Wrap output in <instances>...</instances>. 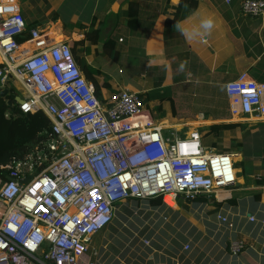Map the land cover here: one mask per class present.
Masks as SVG:
<instances>
[{
    "label": "crops",
    "instance_id": "crops-1",
    "mask_svg": "<svg viewBox=\"0 0 264 264\" xmlns=\"http://www.w3.org/2000/svg\"><path fill=\"white\" fill-rule=\"evenodd\" d=\"M14 1L26 27L69 43L93 78L105 81L113 62L127 68L122 88L145 93L151 105L171 97L174 113L170 106L158 123L168 134L198 130L204 140H221L233 157L236 179L228 189L118 202L83 260L264 264V117L232 114L225 92V83L241 75L264 83V16L245 14L244 0ZM207 20L211 28L204 27ZM21 48L35 47L24 41ZM10 82L18 91L15 99H23L22 85ZM3 180L0 175V185ZM233 242L243 245L237 253Z\"/></svg>",
    "mask_w": 264,
    "mask_h": 264
},
{
    "label": "built area",
    "instance_id": "built-area-1",
    "mask_svg": "<svg viewBox=\"0 0 264 264\" xmlns=\"http://www.w3.org/2000/svg\"><path fill=\"white\" fill-rule=\"evenodd\" d=\"M242 11L264 16V0H244ZM25 28L15 1L0 0V91L17 80L26 93L20 110H42L56 137L45 154L5 165L0 264H93L83 257L118 202L193 198L235 183L231 153L206 150L198 130L165 134L138 91L122 88L102 101L69 43L31 29L26 43L35 48L22 49L16 37ZM225 92L232 114L264 117L263 82L241 75L225 83ZM242 246L233 242V252Z\"/></svg>",
    "mask_w": 264,
    "mask_h": 264
},
{
    "label": "trees",
    "instance_id": "trees-1",
    "mask_svg": "<svg viewBox=\"0 0 264 264\" xmlns=\"http://www.w3.org/2000/svg\"><path fill=\"white\" fill-rule=\"evenodd\" d=\"M56 18L57 15H55ZM31 29V26H27L23 33L16 37V40L19 43L28 40L31 37ZM73 52L76 55V51L73 50ZM92 70V68L87 66L81 68L85 78L94 84L99 99L104 101V96L109 97L118 91V89L114 90L111 88V82L100 81L97 77L93 78L94 73H92ZM90 75H92V79H90ZM7 87L9 88L8 95L0 97V175H2V178L8 173L5 165L13 159H21L29 154L33 156L39 152L45 154L50 142L56 137L52 120L42 110L24 113L20 110L17 103H8V99L15 100L18 91L12 86L10 81ZM138 96L143 101L145 109L149 110L154 116L159 115L162 119H164L162 115L167 108H170V106L172 109L174 108V101L169 96L160 97L153 105L146 100L145 93L138 92Z\"/></svg>",
    "mask_w": 264,
    "mask_h": 264
},
{
    "label": "rangeland",
    "instance_id": "rangeland-1",
    "mask_svg": "<svg viewBox=\"0 0 264 264\" xmlns=\"http://www.w3.org/2000/svg\"><path fill=\"white\" fill-rule=\"evenodd\" d=\"M119 69H121V71H119ZM127 68H123L121 65L118 64H114L113 62L111 64H109L108 66H106L105 71L107 72V74L109 76H104L103 78L109 82H111V88H113L114 90L116 89H122V86L125 83V80H127V78H129V76H125V71ZM122 72V74H121ZM123 77V78H122ZM106 92V91H105ZM218 102H220V100H218ZM151 104V103H150ZM156 113V112H155ZM243 115V114H241ZM246 116V115H243ZM153 118V117H152ZM161 117H154L153 120H155L156 123H162L163 121L161 120ZM164 129L165 125L162 124L161 125ZM185 130L189 129L190 126H184ZM165 134L167 133V130L164 131ZM181 132H179L180 134ZM203 135V134H202ZM202 139V144L204 145V147H206V150L210 151V152H226L224 149H222V142L219 139H215L212 136L208 135L205 136V140L204 138ZM212 147H215V149H213Z\"/></svg>",
    "mask_w": 264,
    "mask_h": 264
},
{
    "label": "water",
    "instance_id": "water-1",
    "mask_svg": "<svg viewBox=\"0 0 264 264\" xmlns=\"http://www.w3.org/2000/svg\"><path fill=\"white\" fill-rule=\"evenodd\" d=\"M8 93V88H4L2 91H0V97H5ZM21 101L20 97H17L15 100H10L8 103L13 104V103H19ZM27 179H24L23 182H26Z\"/></svg>",
    "mask_w": 264,
    "mask_h": 264
},
{
    "label": "clouds",
    "instance_id": "clouds-1",
    "mask_svg": "<svg viewBox=\"0 0 264 264\" xmlns=\"http://www.w3.org/2000/svg\"><path fill=\"white\" fill-rule=\"evenodd\" d=\"M204 27L205 28H211L212 27V21L211 20H207L204 22ZM165 130V128H164ZM188 132V131H187Z\"/></svg>",
    "mask_w": 264,
    "mask_h": 264
}]
</instances>
